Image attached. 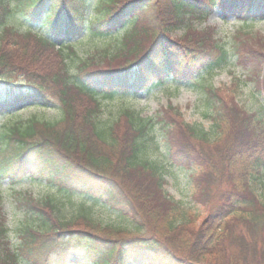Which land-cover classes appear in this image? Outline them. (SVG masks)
Listing matches in <instances>:
<instances>
[{"label":"trees","instance_id":"trees-1","mask_svg":"<svg viewBox=\"0 0 264 264\" xmlns=\"http://www.w3.org/2000/svg\"><path fill=\"white\" fill-rule=\"evenodd\" d=\"M92 4L94 9L89 14ZM217 7L224 14L232 8L241 12L256 8L264 17V0H0V28H4L0 36V113H8L0 123V180L7 179L10 186L17 184L34 163L38 177L59 186L61 191L71 189V179L103 184L111 199L119 197L127 203L132 213L124 208L120 213L134 224L105 223L85 205L68 216L62 204L50 196L37 198L19 192L18 206L30 218L17 227L19 241L12 247L0 192V264H223L225 237L232 236L231 227L235 226L232 222L249 215L243 218L249 217L253 227L251 222L257 220L246 212L237 214L241 191L233 172L240 174V162H231L228 172L224 170L238 190L232 192L229 206L205 218L203 226L198 227L197 215L183 212L179 201L162 189L161 168L147 156L148 121L131 107L121 112L118 123V118L107 125L99 119V96L149 89L162 84V76L170 73L188 80L197 63L201 68L197 76L192 75L193 82L215 95V88L204 84L216 68L228 61L229 51L220 42H212L211 50L194 44L188 34L196 29L195 20L205 21ZM17 17L39 21L45 32H20L9 25ZM179 26L184 28L181 34L177 32ZM83 33L110 36L116 42L109 49L98 48L81 58L76 43L56 40L59 35ZM242 46L244 49L237 47L236 51L240 61L246 62L252 51L247 43ZM258 54L255 61L264 66V52L252 55ZM119 60L120 64L114 66ZM70 65L74 67L72 72ZM9 74L25 81L18 85L5 82ZM255 76L259 85L264 68ZM219 96L224 105L235 103ZM51 102L59 106L61 118L50 121L21 117L22 106H46ZM242 111L247 120L249 112ZM225 117L220 111L214 117L215 130H226ZM259 123L264 138V123L261 119L254 122ZM121 127L129 136L120 133ZM184 129L186 135L170 144V156L179 166H199L198 172L204 175L198 178L199 183L200 178L209 182L202 187L205 192L219 175L214 170L220 167L206 152L211 132L195 124L184 125ZM249 152L257 162L264 159V151L259 156L250 147ZM230 172L233 177L228 175ZM142 173L155 178V186L141 182L128 186V191L123 187L128 175L136 178ZM93 188H85L84 192L92 193ZM119 188L124 189L126 197ZM260 204L264 207V201ZM257 221L253 233L261 229ZM222 224L228 226L226 230ZM73 241H80L82 248H70Z\"/></svg>","mask_w":264,"mask_h":264},{"label":"rangeland","instance_id":"rangeland-1","mask_svg":"<svg viewBox=\"0 0 264 264\" xmlns=\"http://www.w3.org/2000/svg\"><path fill=\"white\" fill-rule=\"evenodd\" d=\"M93 9L92 4L88 10L89 14L93 12ZM260 13L261 11L259 12L256 8H246L243 12L235 11L232 8L228 10V14L225 16L216 9L205 21L195 20L193 22L196 29L188 34L189 40L194 44L204 45L209 50L213 48L212 42H220L229 51L228 61L216 68L204 84L206 87L210 85L213 89L215 88V95L207 88H202L192 82L191 77L197 76L198 68L199 70L201 68L197 63V68L192 73L193 76H187L188 80H185L183 75L170 73L162 76V84L149 89L142 88L127 95L118 92L114 97L99 96L102 105L99 119L106 125L117 120L121 112L128 107L136 110L148 121L147 156L151 160H156L161 168L160 171L164 178V182L161 183L162 189L168 197L179 201L183 212L188 211L197 215L198 227L203 226L205 218L218 215L223 208L226 209L229 206L230 197L233 196L232 192H238V190L232 186V182L227 178L224 170L227 173L229 163L240 162V174L233 172L241 191L237 196L240 200V203L236 204L237 214L242 215L245 214L244 212L251 214L250 217L255 216L259 220L253 219L251 222L253 227L255 221L262 225L261 229H257L256 233H253V227L250 226V222L248 223L249 217L243 218L249 215L240 216L241 221L234 223L230 219L231 225L235 224V226L231 227L232 236H229L230 238L225 237L224 256L220 262L223 264H264V207L260 204L264 201V159L257 162L254 160L255 155L249 152L250 147H254L259 152V156L263 155L264 151V138L259 133L261 123L254 124L260 119L264 123V77L258 85L257 75L255 76L258 72L261 74L264 66L259 60L255 61L257 57H260V54L252 55L253 53L264 52V17ZM9 25L20 32H25L27 29L45 32L39 21H29L22 17H17ZM3 31L4 28H0V36ZM182 31L184 28L179 26L178 34L183 33ZM56 40L76 43V46L80 48L81 58L82 56L85 58L88 52L91 54L98 48L109 49L116 42V39L110 36L97 37L87 33L70 37L59 35ZM245 43H247L246 47L252 51L250 56L246 58V62L240 61L241 58L236 51L237 47L244 49L242 45ZM257 50L259 51L257 52ZM120 62V60L116 61L114 66ZM73 70V65H70V71ZM6 76L4 81L13 85L25 81L19 75L9 74ZM174 77H182L183 80L177 82ZM217 92L224 99H233L238 105L236 106L235 103H231L229 106L224 105ZM242 109L249 112V118L251 116L252 120L243 119L244 112ZM219 111L222 112L223 116H226L225 121L228 122L225 131L218 128L215 130L213 120ZM226 112H228L227 115L224 114ZM0 114L1 123L3 119L8 117V113ZM20 114L23 119L36 117L52 121L61 118L59 106L52 102L46 106L35 105L34 103L22 106ZM120 120L118 118L116 122L118 123ZM252 122L254 126H251ZM188 124H195L211 132L212 139L210 144L206 143L208 144L206 152L211 154L210 157L220 165L219 169L212 168L215 169L214 173L219 175L215 177L205 192H203L202 187L208 185L209 182L208 179L207 181L202 179L204 175L202 176L200 171L198 172L199 166H179L177 162H173L170 156L172 146L170 144L174 139H181L184 134L186 135L184 125ZM122 127L120 133L129 136L127 130H123ZM181 141L183 142V139ZM33 164L28 169V173L27 171L22 173L20 182L17 184L10 186L7 179L0 180V192L3 196L2 205L6 218H8V226L11 229L8 239L11 241L12 247L17 245L19 241L17 227L30 218L28 212L18 206L19 192H26L37 198L50 196L62 204L63 213L68 216L76 213L79 206L85 205L87 208L90 207L93 213L105 223L134 226L120 213L122 208L132 213L127 203L121 202L119 197L118 199H111V194L103 188V184L102 186L101 184H92L90 181L84 184L71 179L69 181L71 189L61 191L59 186L41 180L38 177L36 164ZM212 165L215 166L214 163ZM45 172L47 173V171ZM228 175L233 177L231 172ZM199 177H202L200 183ZM126 180L127 185L124 182L122 185L127 191L128 186L133 187L136 183L144 182L147 187H150L149 185L155 186L156 181L149 173H142L136 178L128 175ZM90 186L94 187L92 193L84 192V189ZM121 189L119 188L120 193L122 192L126 197L127 193ZM223 227L226 230L228 226L223 225ZM81 246L80 241H73L70 244V248L77 251L82 248ZM23 263L28 264L27 261H23ZM131 264H137V262L133 261Z\"/></svg>","mask_w":264,"mask_h":264}]
</instances>
